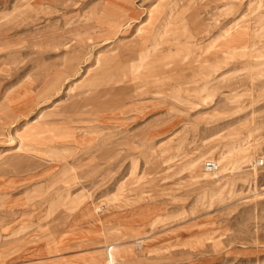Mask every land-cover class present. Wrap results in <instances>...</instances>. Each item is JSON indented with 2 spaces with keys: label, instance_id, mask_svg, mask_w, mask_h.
<instances>
[{
  "label": "rangeland",
  "instance_id": "1",
  "mask_svg": "<svg viewBox=\"0 0 264 264\" xmlns=\"http://www.w3.org/2000/svg\"><path fill=\"white\" fill-rule=\"evenodd\" d=\"M256 159L264 0H0V264H264Z\"/></svg>",
  "mask_w": 264,
  "mask_h": 264
},
{
  "label": "bare ground",
  "instance_id": "2",
  "mask_svg": "<svg viewBox=\"0 0 264 264\" xmlns=\"http://www.w3.org/2000/svg\"><path fill=\"white\" fill-rule=\"evenodd\" d=\"M237 25V23H234L233 25H231V26H229V27H227V28H225V32L224 33H222L221 35H219L216 39H214L207 47H205V49H203L202 51H201V53L202 54H207V52L212 48V47H216V49L217 50H223V51H228V48H230V47H233V45H231V44H228L226 47L227 48H225V47H223L220 43H219V38L220 37H222V36H228V35H232V29L234 28V26H236ZM242 27H243V29L244 30H248V29H250V25L248 24V23H246V21L245 20H243L242 21V25H241ZM230 35V36H231ZM230 36H228V37H226L225 39L227 40V42H231V39H230ZM156 45V44H155ZM207 45V44H206ZM157 46V45H156ZM222 46V47H221ZM201 49V48H200ZM210 54V53H209ZM214 54V53H213ZM216 54V53H215ZM199 56V55H198ZM202 56V55H201ZM101 57V56H100ZM105 56H103V58H104ZM199 58H200V56H199ZM198 58V59H199ZM201 58H203V57H201ZM100 59V58H99ZM102 59V58H101ZM208 59V58H207ZM105 60H106V58H105ZM140 62V61H139ZM142 63V62H141ZM204 63V62H203ZM202 64V63H201ZM211 64V63H210ZM214 65V64H213ZM141 66V65H140ZM139 66V67H140ZM204 66V65H203ZM197 69V68H196ZM201 69V68H200ZM188 71V70H187ZM139 72V71H138ZM191 72V71H190ZM94 73V72H93ZM204 73V72H203ZM188 74V73H187ZM89 85V84H88ZM94 91V90H93ZM236 133V132H235ZM250 133L248 134V138L246 137V141L248 142L250 139ZM245 140V139H244ZM239 141V140H238ZM238 143V142H237ZM240 144H238V146H239ZM246 146V145H245ZM248 146V145H247ZM243 149L245 148L246 149V147H242ZM249 149V148H248ZM236 149L234 148V149H230V152H229V155H228V153L226 154V155H224V158H222V159H219V161H217L218 163H219V168H218V170H216L215 172H220V171H225V169H226V165L224 164V166H223V168L221 169L220 168V164L221 163H224L223 161H226L227 163H231V166H229V167H235V165L237 166L238 165V163L236 164V160L234 161L231 157L235 154L234 153V151H235ZM239 150V149H238ZM247 150V149H246ZM240 151H242V150H240ZM239 151V152H240ZM238 152V151H237ZM234 153V154H233ZM232 155V156H231ZM245 157H247V159L249 158V157H251V156H245ZM235 159V158H234ZM192 160V159H191ZM191 164V163H190ZM260 164H264V160H262V159H256L255 160V162L253 161V165H254V168L255 167H257V165H260ZM198 164H196L195 166H197ZM196 168V167H195ZM228 170V169H227ZM230 170V169H229ZM232 170V169H231ZM234 170V169H233ZM194 171V170H193ZM199 171V170H198ZM198 171H196V174H197V172ZM232 172V171H231ZM203 173V172H202ZM207 174V173H206ZM216 175L218 174V173H215ZM207 176H209V174H207ZM116 245H112V244H109L108 245V249H107V253H108V261L110 262V264H116Z\"/></svg>",
  "mask_w": 264,
  "mask_h": 264
},
{
  "label": "built area",
  "instance_id": "3",
  "mask_svg": "<svg viewBox=\"0 0 264 264\" xmlns=\"http://www.w3.org/2000/svg\"><path fill=\"white\" fill-rule=\"evenodd\" d=\"M204 167L208 171H216L219 168V163L215 159H208L205 161Z\"/></svg>",
  "mask_w": 264,
  "mask_h": 264
}]
</instances>
